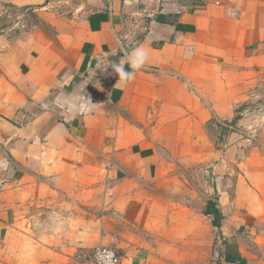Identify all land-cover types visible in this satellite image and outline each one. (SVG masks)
<instances>
[{"label":"crops","instance_id":"1","mask_svg":"<svg viewBox=\"0 0 264 264\" xmlns=\"http://www.w3.org/2000/svg\"><path fill=\"white\" fill-rule=\"evenodd\" d=\"M70 10L57 40L0 33V264H94L100 245L120 264H264V115H241L264 91V0ZM73 196L82 210L58 206Z\"/></svg>","mask_w":264,"mask_h":264},{"label":"rangeland","instance_id":"2","mask_svg":"<svg viewBox=\"0 0 264 264\" xmlns=\"http://www.w3.org/2000/svg\"><path fill=\"white\" fill-rule=\"evenodd\" d=\"M73 1L59 2V0H53V4L56 5L57 2H59L60 6H57V9L49 8L43 10H35L34 8L27 9L16 7L6 3H0V33L9 34V36L13 38H20V36L34 32H45L52 39L57 40V30L54 25V21L62 16L69 17L72 15L70 7L71 5H76L77 3V0ZM60 9H63V11H61ZM47 15H50V18H48ZM244 107L248 112H244V110H241V115L243 113H249V116L264 115V91L262 92L261 96L257 97L254 100V102H247L244 105H241V109H243ZM202 178L203 175L202 173H200L199 179ZM74 195L76 196L77 193H75ZM75 196L65 197L64 200L60 202L58 201V206L64 202L68 203V210L70 212L77 211L78 208L82 210L80 200ZM64 207H66V205H64ZM81 210H79V213H81ZM99 211H103V208ZM80 259L86 261L85 259H82V257Z\"/></svg>","mask_w":264,"mask_h":264},{"label":"clouds","instance_id":"3","mask_svg":"<svg viewBox=\"0 0 264 264\" xmlns=\"http://www.w3.org/2000/svg\"><path fill=\"white\" fill-rule=\"evenodd\" d=\"M147 59H148V53L143 48H137L134 50L132 54H130L126 58V62L128 63L131 71L125 69L124 67L125 61H121L119 64H113L111 67L114 69L115 73H117L119 76V80L116 86H119L121 84L126 85L127 83L132 82L135 79L137 72L143 67ZM83 90L81 91V93L83 92ZM81 93L80 96L82 98L87 99L90 102L91 106L94 107L97 105L94 104L90 98H86ZM65 103H68L70 107L72 106L71 101L68 98L65 99Z\"/></svg>","mask_w":264,"mask_h":264},{"label":"built area","instance_id":"4","mask_svg":"<svg viewBox=\"0 0 264 264\" xmlns=\"http://www.w3.org/2000/svg\"><path fill=\"white\" fill-rule=\"evenodd\" d=\"M87 260L94 264H120L121 257L116 248L100 245L88 253Z\"/></svg>","mask_w":264,"mask_h":264}]
</instances>
